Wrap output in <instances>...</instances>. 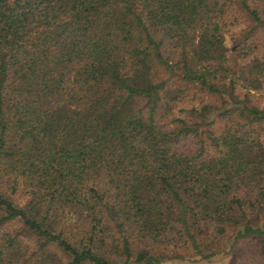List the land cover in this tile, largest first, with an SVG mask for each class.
<instances>
[{
    "label": "trees",
    "instance_id": "trees-1",
    "mask_svg": "<svg viewBox=\"0 0 264 264\" xmlns=\"http://www.w3.org/2000/svg\"><path fill=\"white\" fill-rule=\"evenodd\" d=\"M254 93L264 0H0V264H264Z\"/></svg>",
    "mask_w": 264,
    "mask_h": 264
},
{
    "label": "rangeland",
    "instance_id": "rangeland-1",
    "mask_svg": "<svg viewBox=\"0 0 264 264\" xmlns=\"http://www.w3.org/2000/svg\"><path fill=\"white\" fill-rule=\"evenodd\" d=\"M242 23H239V24H231V25H226L225 26V32H224V43L226 44V46H229V43H230V40H229V33L231 31H234V30H239L241 27H242ZM243 61V60H242ZM254 99L258 100L259 103H263L264 102V94H257V93H254ZM193 104L194 105H197V101H193ZM261 137H262V140L264 141V129H263V132L261 133ZM10 226H13L15 225V222H12L9 224ZM163 262H166V261H163ZM171 264H175L174 262L171 263Z\"/></svg>",
    "mask_w": 264,
    "mask_h": 264
}]
</instances>
